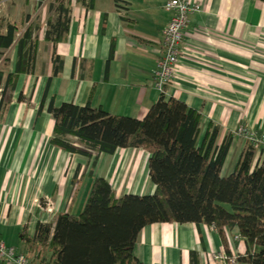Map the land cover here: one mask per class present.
<instances>
[{
  "label": "crops",
  "instance_id": "0c3cea01",
  "mask_svg": "<svg viewBox=\"0 0 264 264\" xmlns=\"http://www.w3.org/2000/svg\"><path fill=\"white\" fill-rule=\"evenodd\" d=\"M167 1L94 0L91 9L73 1L68 30L53 46L43 33L47 20L56 18L49 10L51 2L0 0V35L8 26L16 27L13 44L0 50L4 77L15 71L20 38L29 26L39 27L32 71L19 74L14 88H7L3 96L0 239L6 245L35 261L47 259L43 248L45 255L37 244L30 248L23 242V228L32 238L38 222L54 224L60 213L78 216L94 178L106 180L116 198L155 192L144 149L118 148L113 154L93 153L88 159L52 146L54 119L47 105L51 99L55 106L89 104L111 115L142 119L159 99L152 74L171 17L164 9ZM190 1L202 10L189 17L185 53L165 99L182 101L200 114L201 136L212 125L219 130L217 145L230 139L221 170L226 176L248 146L235 129L244 125L264 133V5L259 0ZM55 55L62 61L57 75H53ZM261 160L262 153L255 148L251 168ZM44 198L54 202L52 214L38 208ZM227 236L231 257L243 255L246 246L237 228L227 229ZM221 249L212 227L154 223L140 231L133 253L144 264H192V255L195 264H209L205 254Z\"/></svg>",
  "mask_w": 264,
  "mask_h": 264
},
{
  "label": "trees",
  "instance_id": "16d2710c",
  "mask_svg": "<svg viewBox=\"0 0 264 264\" xmlns=\"http://www.w3.org/2000/svg\"><path fill=\"white\" fill-rule=\"evenodd\" d=\"M73 1L94 7V0H53L49 10L56 18L47 20L43 32L53 46L68 30ZM259 1L264 5V0ZM38 29L29 26L18 41L14 73L4 77L0 72V116L7 88L12 90L17 76L33 69ZM15 33L16 27L10 25L0 35V50L13 44ZM53 62V75H57L62 61L55 55ZM47 111L54 119L49 143L68 153L89 159L93 153L110 155L118 148L144 149L155 192L116 198L106 180L94 178L78 216L60 213L54 224L38 222L32 238L23 228V242L30 248L36 244L43 248L49 255L46 260L53 264H144L134 256L133 248L145 226L193 223L214 228L229 258L227 229L236 227L246 246L245 253L235 258L237 264H264V163L251 168L254 146L248 144L234 171L223 176L230 139L217 145L219 130L212 125L201 136L200 114L163 94L142 119L111 115L89 104L55 106L52 99Z\"/></svg>",
  "mask_w": 264,
  "mask_h": 264
},
{
  "label": "built area",
  "instance_id": "2783aa9c",
  "mask_svg": "<svg viewBox=\"0 0 264 264\" xmlns=\"http://www.w3.org/2000/svg\"><path fill=\"white\" fill-rule=\"evenodd\" d=\"M124 6L125 4L122 3ZM164 9L171 14L170 20L163 31L162 48L158 52L156 58V68L152 74L153 86L160 95H166V88L172 81L178 63L184 55V37L185 29L189 23V17L193 13L200 12L202 6L190 0H168ZM234 134L242 138L247 144L257 148L262 153L261 164L264 163V133L255 132L253 129L244 125H239ZM38 208L47 213L52 214L55 206L54 202L49 198H44L43 204H39ZM236 238H239L236 236ZM235 238V239H236ZM205 259L209 264L216 262H227L229 264H237L235 257H227L224 250L216 253L209 251L205 254ZM0 264H53L46 259L37 260L30 258L27 254L17 251L15 248L6 245L0 239Z\"/></svg>",
  "mask_w": 264,
  "mask_h": 264
},
{
  "label": "rangeland",
  "instance_id": "374dc122",
  "mask_svg": "<svg viewBox=\"0 0 264 264\" xmlns=\"http://www.w3.org/2000/svg\"><path fill=\"white\" fill-rule=\"evenodd\" d=\"M52 1H53V0H48L49 3L52 2ZM40 254H41V255H45V254H44V250H43L42 248H40Z\"/></svg>",
  "mask_w": 264,
  "mask_h": 264
}]
</instances>
